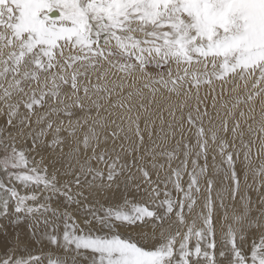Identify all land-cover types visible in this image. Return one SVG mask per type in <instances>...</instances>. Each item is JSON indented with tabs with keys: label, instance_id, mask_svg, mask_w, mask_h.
Returning <instances> with one entry per match:
<instances>
[{
	"label": "snow or ice",
	"instance_id": "6c2138e0",
	"mask_svg": "<svg viewBox=\"0 0 264 264\" xmlns=\"http://www.w3.org/2000/svg\"><path fill=\"white\" fill-rule=\"evenodd\" d=\"M157 122L174 147L141 153ZM253 155L264 156V0H0V264H41L19 254L22 224L63 249L47 264H264ZM136 180L142 202L87 203ZM59 197L83 228L51 206ZM245 229H260L247 251Z\"/></svg>",
	"mask_w": 264,
	"mask_h": 264
},
{
	"label": "bare ground",
	"instance_id": "6f19581e",
	"mask_svg": "<svg viewBox=\"0 0 264 264\" xmlns=\"http://www.w3.org/2000/svg\"><path fill=\"white\" fill-rule=\"evenodd\" d=\"M257 112H259L258 107H257ZM78 115H83V113H78ZM76 118H77L76 116L73 117L74 120ZM258 118L259 117L257 116V119ZM60 119H64L65 124L67 123V119L65 117L61 116ZM140 127H141V130L143 131L144 130V123L143 122H141ZM158 130H159V126H157V130L154 132L151 139L148 137L147 133H145L144 146L141 149V153L143 152L144 148H150L153 145H159V147L156 148L157 152H162L165 150H171L174 147L175 140H171L167 143H165L162 140V137L164 136V132H166L167 129L165 128L164 131H161L162 134L160 136L156 135ZM82 134H83V130H81L79 135L82 136ZM61 135H66V132L62 131ZM48 138L50 139L51 137H48ZM135 141H136V137L134 135H131V142H135ZM22 143L23 142H21V144ZM28 143L30 146L31 142L29 141ZM18 146H20V145H18ZM257 150H258V143H257ZM134 155H137V154H134ZM31 157H35V161H37V162L40 159V157L38 155H36L35 153H31L30 158ZM131 159H132L131 156H128L126 154H122L121 163L130 162ZM217 159H219V157ZM161 162H163V161H161ZM209 163H211V157H209ZM252 163L254 166L259 167V165L261 163H264V156L257 157L255 155H253ZM44 164H48L47 159L44 161ZM92 165L94 168H101L106 173V167L104 165L97 164L95 161L92 162ZM175 166H176V161H173V167H175ZM237 167H238V170L241 167L239 161L237 163ZM209 171L211 173V169H209ZM49 172H51V167H49ZM133 172H135V169H133ZM167 174H170V172L168 171L167 165H166L165 170L160 172V180L162 181ZM138 175L139 174L137 173V176ZM2 179H4V174L2 172H0V180H2ZM152 179L154 181L157 179L155 172H153ZM184 179L186 181L187 177L185 176ZM249 181L251 182V173H249ZM138 185H139V191H137ZM147 187L148 186L143 184L142 181L136 180L134 182H130V184L127 188V191L124 190L122 185H121L119 190H116L115 186H114L113 192H115V196L112 195V192H109L108 197H110V198L98 197L96 200L87 201V203H90L94 207L99 209L101 205H103L104 207L115 206L118 203H122L125 198H127L131 201H134V202H142L146 199L145 189ZM160 189H161V193H163V191H164L163 183L160 184ZM18 190H20L21 192L24 191L22 188H19V186H18ZM169 190L173 192V198H175L176 193L174 190H172L171 185H169ZM75 191H77V189L73 186V192H75ZM249 195L251 196V200H252V203L249 206L250 207V217L255 219L260 213L261 205L258 202V197H257V194L255 191H250ZM163 198L164 197L161 194L159 199L155 201V204H159V201L162 200ZM50 203H51V206L53 208H56L60 213L67 211L69 214H71L75 218L76 223L78 225H80V227H82V228L84 227L83 221L86 218L85 213L78 212L77 211L78 206L76 204H71V205L64 204L63 197H59L58 199H55V200L51 201ZM81 203L83 204V203H85V201H81ZM229 203L231 204V207L228 209L229 219L227 221H224L222 219V215H223L222 213L215 218V228H216L217 239H219V237L222 233V230H226L227 225L231 223V216H232L233 211H235V212L242 211L239 198H237V200L235 202L229 201ZM149 204H150V206H155L151 201H149ZM174 220H175V217L173 216V221ZM189 220H190V217H189ZM2 222L3 221H0V223H2ZM48 230L49 231L51 230V225L48 226ZM180 230L184 231L185 229L181 228ZM12 231L13 230L11 228H9V232H12ZM44 231H45V228L43 225H41L37 230V235L33 236L30 234V232L28 230V225L22 224L16 230V232H17V234H19L21 236L22 240H24L28 243V247L26 249L22 248L21 253H19V254L23 255L25 257H27L29 254L40 256L42 258L41 264H47L49 256H51L53 258H55L57 256H59L61 258H65V253H64L63 249L53 247L48 243L47 238L42 235V233ZM62 231H63V226H62V222H61L58 225V232L61 236H62ZM259 232H260V229H245V235H246V243L244 245L245 251H247V249L249 248L253 239H258ZM37 237H39V239H37ZM217 251H218V249H217Z\"/></svg>",
	"mask_w": 264,
	"mask_h": 264
},
{
	"label": "rangeland",
	"instance_id": "374dc122",
	"mask_svg": "<svg viewBox=\"0 0 264 264\" xmlns=\"http://www.w3.org/2000/svg\"><path fill=\"white\" fill-rule=\"evenodd\" d=\"M224 99L227 101L229 99V96H225ZM166 119H167V116H166ZM143 122V121H141ZM157 126H159V122H157ZM162 133L161 131L158 130V132L156 133L157 136H160Z\"/></svg>",
	"mask_w": 264,
	"mask_h": 264
}]
</instances>
